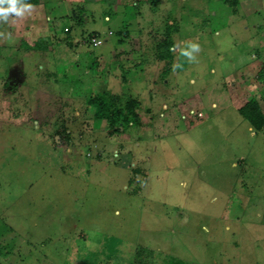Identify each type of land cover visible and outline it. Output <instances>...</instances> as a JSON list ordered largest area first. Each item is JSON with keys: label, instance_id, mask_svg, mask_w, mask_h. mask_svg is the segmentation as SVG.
<instances>
[{"label": "rangeland", "instance_id": "obj_1", "mask_svg": "<svg viewBox=\"0 0 264 264\" xmlns=\"http://www.w3.org/2000/svg\"><path fill=\"white\" fill-rule=\"evenodd\" d=\"M188 39L195 63L170 50ZM101 91L133 95L126 120L94 116ZM252 99L264 0H40L0 23V264H264Z\"/></svg>", "mask_w": 264, "mask_h": 264}, {"label": "trees", "instance_id": "obj_2", "mask_svg": "<svg viewBox=\"0 0 264 264\" xmlns=\"http://www.w3.org/2000/svg\"><path fill=\"white\" fill-rule=\"evenodd\" d=\"M36 5L40 0H32ZM35 46V45H34ZM40 47V46H38ZM124 97H129L126 101L128 107L127 113H131V109L134 107L135 100L132 94H126ZM122 98L119 94H113L109 91H101L93 94L89 97L88 104L94 108V116L96 118H105L107 121L114 125L117 118L126 120L128 114L126 113V107L121 105ZM241 113L244 117L256 128H261L264 124V114L262 113L257 101L252 99L241 108ZM166 264H190L188 261L176 256H169L166 260Z\"/></svg>", "mask_w": 264, "mask_h": 264}, {"label": "clouds", "instance_id": "obj_3", "mask_svg": "<svg viewBox=\"0 0 264 264\" xmlns=\"http://www.w3.org/2000/svg\"><path fill=\"white\" fill-rule=\"evenodd\" d=\"M35 8L36 5L32 0H0V23H7L10 18L30 16ZM177 49L179 50V54L185 57L189 63H195L198 61L197 53L201 51V45L195 39H188L183 41L182 45L178 42L175 43L170 50L175 52ZM182 67L183 64L180 62L174 61L172 63L173 71Z\"/></svg>", "mask_w": 264, "mask_h": 264}, {"label": "built area", "instance_id": "obj_4", "mask_svg": "<svg viewBox=\"0 0 264 264\" xmlns=\"http://www.w3.org/2000/svg\"><path fill=\"white\" fill-rule=\"evenodd\" d=\"M90 41H91V43H92L93 46H98L99 44L102 43L101 37L96 36V35L95 36H92L91 39H90Z\"/></svg>", "mask_w": 264, "mask_h": 264}]
</instances>
